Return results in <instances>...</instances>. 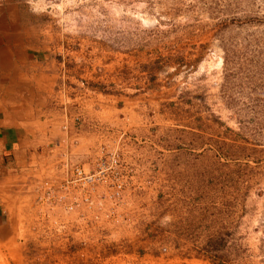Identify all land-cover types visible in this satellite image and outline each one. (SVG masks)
<instances>
[{
    "label": "rangeland",
    "instance_id": "rangeland-1",
    "mask_svg": "<svg viewBox=\"0 0 264 264\" xmlns=\"http://www.w3.org/2000/svg\"><path fill=\"white\" fill-rule=\"evenodd\" d=\"M24 4L32 113L79 138L59 166L119 147L133 176L108 224L56 210L61 235L0 242V264H264V0Z\"/></svg>",
    "mask_w": 264,
    "mask_h": 264
},
{
    "label": "crops",
    "instance_id": "crops-1",
    "mask_svg": "<svg viewBox=\"0 0 264 264\" xmlns=\"http://www.w3.org/2000/svg\"><path fill=\"white\" fill-rule=\"evenodd\" d=\"M30 13L24 0H0V242L15 238L44 244L47 232L53 230L55 237L63 233L56 210L58 216H70L63 208L52 211L41 202L44 184L61 182L66 170L58 161L72 156L78 147L73 141L79 138L66 119L50 126L32 113V104L45 96L47 88L46 75L38 70L40 44L30 40L36 31ZM51 151L59 160L48 159ZM70 214L78 217L75 211ZM51 222L48 228L46 223Z\"/></svg>",
    "mask_w": 264,
    "mask_h": 264
},
{
    "label": "built area",
    "instance_id": "built-area-1",
    "mask_svg": "<svg viewBox=\"0 0 264 264\" xmlns=\"http://www.w3.org/2000/svg\"><path fill=\"white\" fill-rule=\"evenodd\" d=\"M122 139L119 137L114 141ZM123 159L119 147L112 150L107 149L106 146L96 151L85 164L69 162V159L65 158L64 178L57 184L52 182L44 184L45 193L41 202L49 210L58 207L69 212H79L78 217L90 212L94 222L101 219L99 224H108L110 216L108 209L112 208L106 209L104 206H120L123 194L129 185L128 179L133 176L131 166ZM99 187L102 188L101 193ZM98 208H102L100 213L97 212ZM95 212L98 214L93 215Z\"/></svg>",
    "mask_w": 264,
    "mask_h": 264
}]
</instances>
